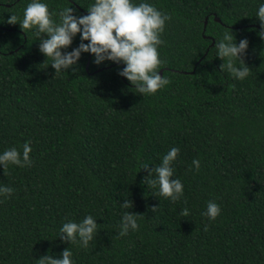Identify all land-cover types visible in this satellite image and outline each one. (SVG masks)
Listing matches in <instances>:
<instances>
[{
  "label": "trees",
  "instance_id": "obj_1",
  "mask_svg": "<svg viewBox=\"0 0 264 264\" xmlns=\"http://www.w3.org/2000/svg\"><path fill=\"white\" fill-rule=\"evenodd\" d=\"M26 2L0 0V151L31 147L29 165L0 168V184L14 189L0 196V264H36L65 247L74 264H264L260 0H150L171 17L157 49L169 82L151 95L118 74L122 64L97 65L86 52L76 71L54 74L33 30L7 22L22 17ZM78 2L47 0L49 10L70 3L86 14L92 0ZM227 28L237 42L248 39L242 80L222 72L214 55ZM78 43L77 33L69 50ZM172 146L173 175L184 186L177 201L159 196L141 168ZM124 199L138 227L121 236ZM209 200L220 205L214 220L201 215ZM88 214L98 223L88 247L61 241L60 225Z\"/></svg>",
  "mask_w": 264,
  "mask_h": 264
},
{
  "label": "clouds",
  "instance_id": "obj_2",
  "mask_svg": "<svg viewBox=\"0 0 264 264\" xmlns=\"http://www.w3.org/2000/svg\"><path fill=\"white\" fill-rule=\"evenodd\" d=\"M84 7L86 14H77L70 3L58 10H49L47 0H27L22 17L11 13L7 22H19L25 33L29 29L33 30L35 37L39 38L38 49L48 60L46 66L51 65L54 74L68 69L76 71L73 66L77 64L81 54L86 52L92 55L94 64L99 65L104 61L122 64L123 67L117 69L118 74L127 78L139 94H154L168 84V79L158 71L163 61L159 58L157 49L162 43L160 34L164 31L166 21L171 18L169 13L162 12L150 0H92ZM255 17L260 22L257 35L264 40V0L258 3ZM77 33L79 43L69 50ZM247 47V37H242L237 42L229 28L223 31L215 38L214 45V55L223 61L219 69L235 79H244L250 71V67L242 59ZM30 151V143L27 141L22 145V151L15 146L4 148L0 151V168L6 171L10 164L20 167L29 165ZM178 153L179 148L172 146L162 155L159 164L149 168V164L145 163L141 167L148 170L145 177L147 184L158 186V195L171 201L181 199L184 193L181 179L173 175V161ZM192 166L198 169L199 160L193 159ZM13 192L11 186L0 184V196L7 198ZM120 207L127 209L122 211L119 220L118 234L124 236L129 230L137 229V213L129 211L132 207L129 199H124ZM155 208L153 206V211ZM220 211V205L209 200L201 215L214 220ZM188 212V208H183L180 214L187 216ZM96 218L88 214L79 221L65 220L60 225L57 236L61 241L78 243L80 247L87 248L98 231ZM36 264H74L72 250L65 247L59 257L41 255L36 258Z\"/></svg>",
  "mask_w": 264,
  "mask_h": 264
},
{
  "label": "water",
  "instance_id": "obj_3",
  "mask_svg": "<svg viewBox=\"0 0 264 264\" xmlns=\"http://www.w3.org/2000/svg\"><path fill=\"white\" fill-rule=\"evenodd\" d=\"M215 20H218V18L217 17H215ZM205 22H206V19H205ZM88 65V63L86 64V66ZM160 72H161V74H162V70H159Z\"/></svg>",
  "mask_w": 264,
  "mask_h": 264
}]
</instances>
